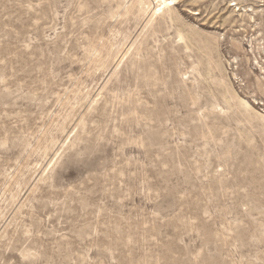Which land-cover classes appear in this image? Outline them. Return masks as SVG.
<instances>
[{"label":"rangeland","instance_id":"obj_1","mask_svg":"<svg viewBox=\"0 0 264 264\" xmlns=\"http://www.w3.org/2000/svg\"><path fill=\"white\" fill-rule=\"evenodd\" d=\"M134 1L0 0V264H264V0Z\"/></svg>","mask_w":264,"mask_h":264},{"label":"bare ground","instance_id":"obj_2","mask_svg":"<svg viewBox=\"0 0 264 264\" xmlns=\"http://www.w3.org/2000/svg\"><path fill=\"white\" fill-rule=\"evenodd\" d=\"M120 1V0H119ZM126 0H124V2H125ZM129 1V0H128ZM150 0H135L129 7H126V12H125V14L126 15H134L135 17L136 16H140V15H143V14H145V15H147V14H149V13H151L152 14V16H151V23H150V25L149 26H152V24H154V22H157L155 25H153L152 27H150L149 29L151 30V33H152V35H156L157 34V32H159L160 30H161V24L159 23L160 22V20H162L163 18H165L166 20H165V22L167 21V19L169 18V19H171L170 21H173V20H175V21H178L179 20V17H178V15H177V10H176V8H175V6L176 5H178L179 3H180V0H156V2H157V7H155L154 9H152V5H151V3L149 2ZM236 0H233V1H231L230 2V6L228 7V10H226L224 13H222V16L224 17L225 15H228V17L224 20V22L225 23H227V22H229V21H231L234 17H236L235 16V12H237V11H234V10H231L232 9V7H239V2L237 3H233V2H235ZM131 2V1H130ZM197 2V1H196ZM195 1H194V3H196ZM243 2V1H242ZM121 3V2H120ZM123 4V3H122ZM191 4V3H190ZM124 5H127V4H124ZM189 11V10H188ZM254 11V10H253ZM194 15H200L199 14V10H196V11H191ZM255 12V11H254ZM246 14V13H245ZM245 14H242V15H240L241 17H243ZM249 15V14H248ZM180 16V15H179ZM128 17V16H127ZM223 17H221V18H223ZM251 20L252 19H254V18H252V17H250V16H248ZM224 19V18H223ZM150 20V19H149ZM182 22V21H181ZM171 23V22H170ZM228 24V23H227ZM191 27V26H190ZM191 29H193V27H191ZM189 30V29H188ZM194 30H196V29H194ZM196 32V31H195ZM199 33V32H198ZM177 35H178V38L180 39V40H189V41H191V43H192V40L193 39H195V33L194 32H192V33H187V34H184L181 30L180 31H178V33H177ZM202 35H200V37H201ZM213 37V36H212ZM205 40H206V38H205ZM207 40H209L208 38H207ZM211 40V39H210ZM220 40V39H219ZM194 42V41H193ZM205 42V41H204ZM210 41H208V42H206V43H204L203 44V48L207 51V52H209L210 53V43H212V42H210ZM218 42H220V41H218ZM240 43V42H239ZM241 44V43H240ZM206 45V46H205ZM238 46H240V45H238ZM218 48V47H217ZM239 49H240V47H238ZM137 51L136 52H140L141 51V47H138L137 46V49H136ZM216 50H218V49H216ZM241 50V49H240ZM213 53V51H211V54ZM219 56V55H218ZM205 59V58H204ZM206 64V63H205ZM207 65H210V63L209 62H207ZM204 66V65H203ZM222 85V84H221ZM261 85V84H260ZM228 87V86H227ZM224 88V87H223ZM261 88V87H260ZM230 90V89H229ZM229 90H227V91H229ZM235 94V93H234ZM233 94V95H234ZM237 96V97H236ZM236 96H230L229 95V92H224L223 94H222V98H223V100L226 102V103H233L234 101H232V100H234L235 99V101H236V103L238 104L237 106H240V108L243 110V111H245V112H248V113H251V115L252 116H255V119H256V117H258V118H264V116H262L261 114H259V113H257L251 106H250V104L248 103V102H246L245 100H243V99H241V98H239L238 97V95H236ZM235 104V103H234ZM252 118H254V117H252ZM263 120V119H262ZM251 138V137H250ZM246 139H247V143H248V141L250 140L249 138H248V136L246 137ZM242 140H243V138H242ZM244 142H245V138H244ZM250 143V142H249ZM259 168V167H258ZM257 207V206H256ZM255 210V209H254Z\"/></svg>","mask_w":264,"mask_h":264}]
</instances>
